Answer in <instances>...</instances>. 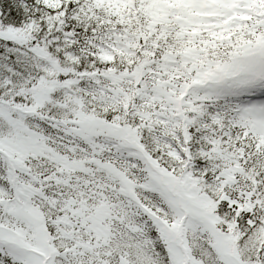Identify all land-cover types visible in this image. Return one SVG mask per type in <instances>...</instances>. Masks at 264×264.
I'll use <instances>...</instances> for the list:
<instances>
[{
    "label": "snow or ice",
    "instance_id": "6c2138e0",
    "mask_svg": "<svg viewBox=\"0 0 264 264\" xmlns=\"http://www.w3.org/2000/svg\"><path fill=\"white\" fill-rule=\"evenodd\" d=\"M0 264H264V0H0Z\"/></svg>",
    "mask_w": 264,
    "mask_h": 264
}]
</instances>
